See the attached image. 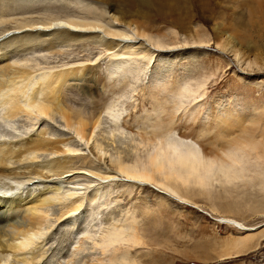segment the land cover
Masks as SVG:
<instances>
[{
    "label": "bare ground",
    "instance_id": "1",
    "mask_svg": "<svg viewBox=\"0 0 264 264\" xmlns=\"http://www.w3.org/2000/svg\"><path fill=\"white\" fill-rule=\"evenodd\" d=\"M148 4V0H0V25L3 26L0 32V106L6 108V113L3 114L5 117H2L5 120L0 121V127H3L0 128L1 131L10 132L6 123L9 124L24 113H37V124L46 123V126H49L50 119L60 114L68 128L75 127L76 133L89 142L94 136V129L101 123L103 112L110 115L115 127L119 122L114 102H105L102 91L117 90L124 95L128 85L140 78L147 69L143 65L144 60L154 67L153 74L157 82L148 90L146 97L151 104V111L144 112L141 118L134 120L135 124L145 130H141L142 141L138 147L140 152L131 154L132 152L126 151L123 157L111 159L109 170L104 172H101L100 166L91 163L84 168H74L71 165L73 158L68 155L70 149L62 147L68 139L47 136L48 132L45 130L16 142L0 143V264H41L47 253L43 244L46 231L53 227L50 219L52 209L66 199L56 217V222H66L83 208L85 198L76 196L74 189L65 193L69 199L62 197L63 181L54 178L57 176L62 179L75 174H93L101 180L122 177L132 186H152L154 191L165 195L164 197L187 205L191 204L193 197L204 194L212 199L218 189L237 191L246 187L254 188L263 193L264 197V130L261 135H257L258 121L253 118L254 121H250L253 124L251 128L250 123L241 128L254 130L253 135L248 131L236 134L232 130L235 125L244 123L243 111L240 113L233 110L235 112L231 111L232 113L219 117V120L215 118V121L208 123L199 122L201 124H196L198 114L194 111L195 108L190 113L194 118L192 123L177 118L185 99L191 98L190 102L196 103L199 96H202H198L199 86H206L219 71V67L213 65L214 72L213 66L209 64L211 67L205 72L207 75H203L201 68L204 65L198 61L200 45L210 43L211 40L201 36L200 30L196 31L191 42H184L185 50L194 49L190 52L189 59L181 64L171 63L170 58L174 55L171 56L170 53L178 49L181 42H169L172 38L167 37H161L160 40H156V37L154 40L146 32ZM14 11H41L52 15L49 14L48 18L39 22L26 21L12 27L6 24L9 19L2 17ZM79 11L84 14L83 17L74 14ZM205 18L206 16H195L193 20L200 22ZM169 23L182 27L174 20ZM222 26L217 23L213 27V40L222 54L232 53L238 65L241 64L244 74L264 73V57H261V53L257 51L254 58L249 60V56L246 57L247 54L243 51L244 42L250 43L246 36L241 35L240 39L221 30ZM65 43L81 47L86 43L103 46L111 56L106 74L102 76L100 65L85 64V61L84 65H73L37 79L32 67L9 61L20 51L42 47L52 50L58 44ZM176 65L181 67L176 79L160 86L159 80H164L169 73L179 72H175L178 67ZM71 81L82 85L80 89L92 97L94 108H100L101 114L94 111L87 116L82 109L71 108L66 94L69 90L66 89L67 85ZM257 85L245 88L253 95L260 89ZM231 109L234 108L229 111ZM263 115L264 111L261 110V116ZM41 116L45 119H41ZM148 123L150 124L147 126ZM149 126L151 130L148 131ZM177 126L190 132H184L183 138L177 137ZM197 136L205 139L208 148L206 154L201 153L196 143L189 139ZM121 137L115 136V139L119 140ZM96 147L92 149L96 151ZM41 152L57 154L58 157L48 159L45 163H37ZM130 194L131 192L128 195ZM102 196V189L94 188L87 201L91 203ZM194 206L199 207L197 204ZM70 221L63 224L66 225L65 233L76 224ZM120 221L121 224L116 223L102 239L104 250L111 252L109 264H138L133 249L141 247L145 239L137 228V217L128 213L127 218ZM79 226L80 232H77L87 231ZM252 241V238L237 240L234 244L235 251L239 253L245 247H250Z\"/></svg>",
    "mask_w": 264,
    "mask_h": 264
},
{
    "label": "rangeland",
    "instance_id": "2",
    "mask_svg": "<svg viewBox=\"0 0 264 264\" xmlns=\"http://www.w3.org/2000/svg\"><path fill=\"white\" fill-rule=\"evenodd\" d=\"M148 1L146 32L152 35L154 40L156 37L158 38L156 40L167 37V39L172 38L168 40L169 42H175V44L181 42L178 49L170 53L171 56L174 55L170 58L171 63L181 64L189 59L190 52L194 49L185 50L184 42H191L196 31L200 30V35L205 39H210L211 42L200 45L198 61L204 66L198 68L203 69V75H207L205 72L209 71L211 65L219 67V71L212 78L217 82L214 83L211 80L206 86H199L198 96H202H199L196 103L190 102L191 98L185 99L177 118H183L184 122L186 120L192 123L194 118L190 113L195 108L194 111L198 114L196 124H201L215 121V118H221L231 111L235 112L233 110L240 113L243 111L245 112L244 123L235 125L232 128L233 132L239 134L240 131H248L254 135V130H241V128L248 126L250 121L255 119L259 123L256 127L259 133H256L261 135V131L264 130V115L261 116V110L264 111V100H261L262 97L264 98V73H248L249 75L242 73L241 64L238 65L234 55L232 53L222 54L217 44L214 43L213 27L218 23L223 25L221 30L224 32L232 33L240 39L241 35H245L250 43L244 42L243 51L246 52V57L249 56V60L254 58V53L257 51L261 53V57H264V0ZM14 12L2 17L9 19L6 24L12 27L26 21L36 22L37 20L39 22V20L48 18L49 14L52 15L41 11L15 12L16 14ZM74 14L81 17L84 15L80 11ZM195 16H206V18L198 22L196 19L193 20ZM171 20L178 22L182 27L172 25L169 23ZM2 27L0 25V32H2ZM9 61L32 67L37 79L47 73L73 65H84L85 61V64L100 65V72L104 76L111 56L99 44L86 43L81 47V45L74 46L65 43L58 44L52 50L42 47L20 51ZM143 65L147 69L140 78L128 85L124 95L117 90L108 89L101 92V95L105 94V102H114L115 111L119 116L116 127L108 113L101 114L100 108H94L92 97L80 89L82 85H78L77 81L68 83L66 89L69 90L66 92L65 89V92L70 99L69 105L72 109H82L87 116L94 111L101 114V123L94 129L91 141L82 139L76 133L75 127L68 128L60 114L50 119L49 126H46L48 125L46 123L37 124V113H24L9 124L6 123L10 132L0 130V143L3 141L16 142L45 130L49 134H46L47 136L68 139L62 147L70 149L68 155L73 158L71 165L74 168H84L86 164L91 163V165L100 166L101 172L109 170L111 159L117 156L123 157L126 151L132 152L131 154L140 152L138 147L142 141L141 130H145L137 123L135 124L134 120L141 118L144 112L151 111V104L147 102L146 97H148V90L157 83L153 74L154 67L146 64L145 60ZM214 66L212 70L216 72ZM175 72L168 74L171 77L166 75L164 80H159L160 86L175 80L177 74L181 72V67L178 66ZM254 84H258L260 89L252 95V92L245 87L254 86ZM230 108L234 109L229 111ZM5 113L6 108L0 106V117L2 118ZM42 117L44 116H41V119ZM252 125L250 123L249 127L251 128ZM149 130H151L150 126ZM175 130V135L182 138L184 132H190L178 126ZM115 136L116 138L122 136L123 139L121 137L117 140ZM189 139L196 143L201 153L206 154L208 148L204 142L205 139L198 138V136ZM95 146L98 147L96 151L92 149ZM97 151L102 152L98 155ZM56 157H58L57 154L48 155V153L41 152L38 154L37 163H45L48 159ZM54 178L63 181L62 197H67L65 193L72 192L74 189L76 196L84 197L85 202L80 211L71 219L66 220V222L72 220L70 222L76 223L67 233L64 231L66 225H63L66 222H56L57 214L60 213L66 199L52 209L50 219H52L53 227L46 231V240L43 244L47 253L41 264H87L99 261V264H109L111 252L104 250L102 239L112 227H115L116 223L121 224L120 220H125L128 213L137 217L139 222L137 228L145 239L141 247L133 249L138 264H264V197L263 193L261 194L254 188L252 190L246 187L237 191L218 189V193L212 199L204 194L193 197L192 205H187L164 197L165 195L154 191L152 186V188L132 186L122 177L101 180L93 174H75L73 177L60 179L57 176ZM26 185L32 188L29 183ZM94 188L102 189L103 196L89 203L87 197ZM130 192L131 194L128 195ZM196 204L199 205L198 208L194 206ZM79 225L87 231L79 233ZM249 238L253 239L250 247H245L239 253L236 252L235 242Z\"/></svg>",
    "mask_w": 264,
    "mask_h": 264
}]
</instances>
